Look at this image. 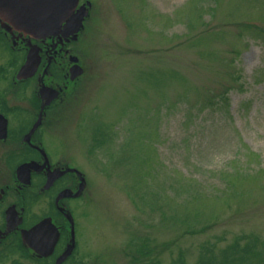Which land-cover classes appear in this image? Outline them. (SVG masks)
<instances>
[{
	"label": "rangeland",
	"instance_id": "1",
	"mask_svg": "<svg viewBox=\"0 0 264 264\" xmlns=\"http://www.w3.org/2000/svg\"><path fill=\"white\" fill-rule=\"evenodd\" d=\"M90 1L87 102L48 145L90 175L95 261L196 264L205 240L264 236V0Z\"/></svg>",
	"mask_w": 264,
	"mask_h": 264
},
{
	"label": "flooded vegetation",
	"instance_id": "2",
	"mask_svg": "<svg viewBox=\"0 0 264 264\" xmlns=\"http://www.w3.org/2000/svg\"><path fill=\"white\" fill-rule=\"evenodd\" d=\"M92 10L79 31L63 22L40 37L0 15V264H98L81 239L90 175L76 152L48 145L66 112L87 102L79 43Z\"/></svg>",
	"mask_w": 264,
	"mask_h": 264
},
{
	"label": "water",
	"instance_id": "3",
	"mask_svg": "<svg viewBox=\"0 0 264 264\" xmlns=\"http://www.w3.org/2000/svg\"><path fill=\"white\" fill-rule=\"evenodd\" d=\"M78 4L79 0H0V15L19 29L40 37L57 31L63 22L69 29L79 31L91 2L77 9ZM32 67L27 63L21 74Z\"/></svg>",
	"mask_w": 264,
	"mask_h": 264
},
{
	"label": "trees",
	"instance_id": "4",
	"mask_svg": "<svg viewBox=\"0 0 264 264\" xmlns=\"http://www.w3.org/2000/svg\"><path fill=\"white\" fill-rule=\"evenodd\" d=\"M205 240L198 246L196 264H264V236L254 232H239L225 245ZM173 264H188L186 252L180 250Z\"/></svg>",
	"mask_w": 264,
	"mask_h": 264
}]
</instances>
